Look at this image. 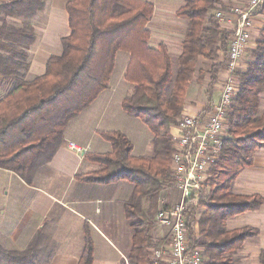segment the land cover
Instances as JSON below:
<instances>
[{"label":"trees","instance_id":"16d2710c","mask_svg":"<svg viewBox=\"0 0 264 264\" xmlns=\"http://www.w3.org/2000/svg\"><path fill=\"white\" fill-rule=\"evenodd\" d=\"M46 0H7L0 3V75L11 81L0 98V168L18 174L28 184L62 146L68 123L110 85L118 51L131 54L125 78L134 83L123 101L125 111L148 124L153 133L154 155L134 156L130 139L121 131H103L112 143L109 153L87 152L86 158L100 169L76 175L83 182L111 184L127 180L134 185L126 213L134 229L132 249L121 264H153V220L165 186L171 185L173 151L171 126L181 116L187 91L196 76L200 57L214 60L228 56L230 32L222 31L213 11L223 0H186L177 16L188 28L174 70L165 44L150 46L148 23L154 5L147 0H70L66 5L70 34L62 39L63 52L53 55L45 72L27 80L29 48L37 40L31 20L46 7ZM264 15V3L260 9ZM11 18L22 20L13 23ZM245 70H237L239 90L228 117V136L219 160L205 182L200 197L188 204L191 245L204 248L203 264H237V251L245 240L259 233L250 226L228 228V221L264 203L258 193L234 192L240 173L254 164L264 148V26L251 51ZM228 62V57H227ZM224 63L213 64L211 83ZM199 80L204 79L200 70ZM198 228V233L196 231ZM85 246L77 264H93L94 243L84 225ZM203 240V241H201ZM37 240L23 250L0 245V258L8 264H37ZM264 264V250L260 252ZM164 264V263H160Z\"/></svg>","mask_w":264,"mask_h":264},{"label":"crops","instance_id":"0c3cea01","mask_svg":"<svg viewBox=\"0 0 264 264\" xmlns=\"http://www.w3.org/2000/svg\"><path fill=\"white\" fill-rule=\"evenodd\" d=\"M5 1L7 2L0 0V3ZM68 1L70 0H46L45 9L31 20L36 29L37 40L29 48L31 65L27 72V80L43 74L51 56L62 54V39L71 31L66 9ZM147 1L155 8V15L148 23V28L152 32L148 41L150 46L157 48L160 44H165L171 56L178 57L183 50L182 43L188 21L178 17L177 11L185 5L186 0ZM246 2L247 0H223V7L228 15L222 21L215 17L220 30L230 32L232 36L237 17L230 13L231 9L244 8ZM44 12L47 15L42 21L41 14ZM11 21L22 22L18 18H11ZM252 24H254L252 38L239 61L238 70H245L248 67L252 59L251 51L257 46L264 26V15L260 10L253 16ZM170 29L180 33L184 30L180 44L178 33L170 36L171 41L155 34L164 30L169 33ZM130 57L129 52L118 51L109 87L68 123L64 132L65 141L52 160L38 172L32 185L15 172L0 168V245L3 248L23 250L33 240H37L38 251L35 259L37 264H77L85 246L84 225L87 224L94 243L93 264H121L124 260L127 262L135 232L124 205L131 197L134 185L127 180L111 184L87 183L76 178V175L100 169L97 162L86 158L87 152H112V143L103 137V131L123 132L132 142L134 156L154 155L153 133L148 124L128 114L123 107L124 99L133 93L135 86L125 78ZM227 57L222 51L214 60L200 57L197 73L203 69L198 66L201 61L207 62V66L211 64V68L213 64L221 62L224 65L218 70L214 83H211V73L200 80L202 81L200 84L212 86L216 95L209 96L208 100L202 102L187 98L184 105L186 112L198 114L219 100L222 85L230 74ZM193 80L198 81L197 74ZM10 86L11 81L0 75V98L7 93ZM260 106L264 107V93ZM70 143L82 147L85 152H78ZM254 159L253 166L246 167L238 176L234 192L258 193L264 197V148L255 153ZM161 198L164 199V204L169 206L178 202L179 191L173 187H165ZM159 207L160 203L157 210ZM157 210L153 220L152 236L155 241L165 239L167 242H164L160 249H152L151 259L153 264H169L168 244L171 241V228L156 218ZM245 226L256 228L259 233L247 238L237 251V264H257L256 259L260 263V252L264 250V203L257 210L247 211L228 221L230 230ZM196 231L198 233L197 226ZM157 251H164V259L157 261ZM0 264L8 263L0 258Z\"/></svg>","mask_w":264,"mask_h":264},{"label":"built area","instance_id":"2783aa9c","mask_svg":"<svg viewBox=\"0 0 264 264\" xmlns=\"http://www.w3.org/2000/svg\"><path fill=\"white\" fill-rule=\"evenodd\" d=\"M264 0H247L244 8H232L230 13L237 17V24L228 47V79L222 85L220 98L198 114L183 109L177 122L171 126L174 151L171 159L173 181L166 188L179 191L178 202L167 206L160 198L156 218L171 228L169 264H203L204 248L191 245L188 231L187 209L191 200H197L211 175L214 164L219 160L224 139L228 136V117L239 90L236 75L240 59L244 56L251 40L254 26L253 16L261 9ZM218 20L228 15L223 8L215 11ZM78 152H85L80 146L70 143ZM164 251L156 252V259H164Z\"/></svg>","mask_w":264,"mask_h":264},{"label":"rangeland","instance_id":"374dc122","mask_svg":"<svg viewBox=\"0 0 264 264\" xmlns=\"http://www.w3.org/2000/svg\"><path fill=\"white\" fill-rule=\"evenodd\" d=\"M215 11H217V9ZM46 15H47L46 12L41 14V19L40 20L44 21L45 18H46ZM170 31L171 32H169V33H167L165 30L162 31V32L161 31H157L155 34L157 35V37H166V38L169 39V41H171L170 36H172V35L174 36V35H176L178 33V36H180L179 40H178L179 44H180L181 40H182V37L184 36V30L182 31V33L173 31L172 29H170ZM161 34H163V36H161ZM172 59H173V64H174L173 68L176 71L177 70L176 67H177L178 57L176 55H173ZM207 64L208 63L205 62V61H201L198 64L199 67H203L202 71H204V76H206V74H210L211 64H209V66H207ZM200 76H201V72L197 73V77H200ZM201 82L202 81H200L199 79H198V81L192 80V83H191V85H190V87L188 88V91H187V98L188 99L189 98H193L196 102H202V101L208 100L209 96L216 95V91H215V89L212 86H207L204 83L200 84ZM261 109H262V112H263L264 111V107H261ZM235 193H237V192H235ZM248 195H251V194H248ZM256 263L260 264L258 262V259H256Z\"/></svg>","mask_w":264,"mask_h":264}]
</instances>
